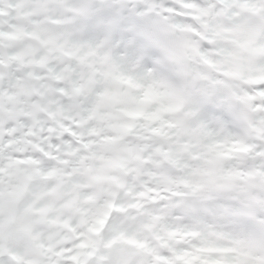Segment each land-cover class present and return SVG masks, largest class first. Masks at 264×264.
Instances as JSON below:
<instances>
[{"label": "clouds", "instance_id": "obj_1", "mask_svg": "<svg viewBox=\"0 0 264 264\" xmlns=\"http://www.w3.org/2000/svg\"><path fill=\"white\" fill-rule=\"evenodd\" d=\"M0 264H264V0H0Z\"/></svg>", "mask_w": 264, "mask_h": 264}]
</instances>
